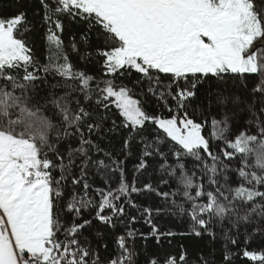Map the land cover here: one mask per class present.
I'll list each match as a JSON object with an SVG mask.
<instances>
[{"label":"snow or ice","instance_id":"1","mask_svg":"<svg viewBox=\"0 0 264 264\" xmlns=\"http://www.w3.org/2000/svg\"><path fill=\"white\" fill-rule=\"evenodd\" d=\"M66 18L87 25L67 47ZM36 20L44 63L28 40ZM117 132L120 153L106 151L98 140ZM154 161L158 183L138 187ZM162 215L187 230L160 231ZM177 234L219 251L194 264H264V0H35L32 20L0 11V264H138V238Z\"/></svg>","mask_w":264,"mask_h":264},{"label":"trees","instance_id":"2","mask_svg":"<svg viewBox=\"0 0 264 264\" xmlns=\"http://www.w3.org/2000/svg\"><path fill=\"white\" fill-rule=\"evenodd\" d=\"M8 5H12V8H8ZM27 8L29 20L33 19V12L35 11V0H0V11H2L5 15H10L12 12L16 10V8ZM35 23L37 27L28 34V40L30 45L33 48V54L38 58L41 63L47 62V58L49 56V51L47 47V43L44 39V33L41 27L39 26V21L36 20ZM65 31L63 33L64 44L67 47L72 41L73 37L76 38L77 42H80V37L84 33L87 25L81 23H74L70 19L64 20ZM93 46H95V36L93 34L92 38ZM81 50H83V45H81ZM70 51V49H69ZM71 59L73 64L76 67L90 70L93 72L99 71V64L96 63L95 58H93L91 63L81 61L79 58L73 53L71 55ZM52 78L49 77V80ZM54 82V81H53ZM155 105H153L154 107ZM165 116L166 112L163 113ZM197 115H199L197 113ZM110 121L107 123L106 127H110ZM149 127H151L149 125ZM210 128L205 129V135H208L210 132ZM125 135L120 132L115 134H107L102 139L98 140L101 147L106 151L115 150L116 153H120L123 147V140L125 139ZM143 144L140 143L139 138H135L131 142V150L127 156V162L125 164L127 179L129 181L133 178V169L136 164L139 156L142 153ZM157 163L154 161L152 168L148 170L146 173H138L136 175L137 186L140 187L144 183L151 182L153 184L158 183L160 176L159 173L155 171L157 168ZM94 188L96 187H104L103 178L99 175L93 177L92 180ZM113 187L117 186V177H113L112 181ZM91 195L95 196V192L92 191ZM139 203H145L143 198L138 200ZM147 203H158V201L149 200ZM135 214V213H133ZM153 223L160 229L162 232L171 231L173 233H182L187 230L188 224L186 220H181L173 216L162 215L158 217H154ZM134 227L138 229L140 232L148 234L151 231V228L148 224H146L143 220H139ZM137 251L140 255L137 257L138 264H145V246L147 248V253L149 255H159L161 259H163L167 255H172L175 257H179L183 250L187 251L188 254V262L187 264H194L196 258L203 252L205 255L208 254L209 251H214L217 259L219 258V251L213 249L211 243L208 239H197L194 237H182L180 235H175L174 237H170L167 239H163L161 244H157L156 240L149 237L147 241L142 239L136 240ZM262 244L261 240H256L252 243V250H257L258 246ZM183 246V248H182ZM218 248V246H217ZM109 252L115 253V244L109 245ZM235 264H254V262H250L244 259H238Z\"/></svg>","mask_w":264,"mask_h":264}]
</instances>
